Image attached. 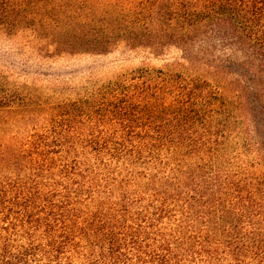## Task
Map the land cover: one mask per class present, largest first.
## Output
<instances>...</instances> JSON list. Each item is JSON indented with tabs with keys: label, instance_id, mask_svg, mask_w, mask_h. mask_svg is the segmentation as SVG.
I'll return each instance as SVG.
<instances>
[{
	"label": "rangeland",
	"instance_id": "1",
	"mask_svg": "<svg viewBox=\"0 0 264 264\" xmlns=\"http://www.w3.org/2000/svg\"><path fill=\"white\" fill-rule=\"evenodd\" d=\"M153 2L7 1L22 10L12 18L26 19L12 30L0 27V189L7 192L6 204L0 205V247L8 242L12 252L0 248V264H115L104 255L96 231L83 235L74 223L64 232H45L30 220L33 213L27 214L26 205L15 202L28 187L31 195L40 192L52 203L69 202L81 221L80 215L96 210L104 197L106 205L120 199L127 204L132 197L136 203L141 197L148 199L149 192L141 194L143 188L133 182L146 171L133 166L137 154L132 151L143 145L140 135L176 128L201 133L211 129L225 136L226 161L233 160L236 152L248 159L257 156L258 147H246L249 141L239 100H233L234 105L226 95L206 96L205 83L198 86L195 79H209L206 64L189 61L181 48L131 45L124 36L100 51L67 46L69 34L85 41L99 34L108 37L110 19L119 10L131 16L137 5ZM161 2L171 5L173 1ZM34 19L42 20L46 28H34ZM209 43L236 75L235 63L244 58L243 52L218 38ZM225 104L230 115L224 112ZM197 113L200 116L193 122ZM250 128L254 144L260 138ZM90 191L97 200L90 199ZM46 201L38 198L33 212ZM55 234L63 236L50 246ZM23 246L31 248L25 255L19 252ZM6 256L8 263L2 261ZM119 264L139 262L130 255ZM215 264L231 263L221 259Z\"/></svg>",
	"mask_w": 264,
	"mask_h": 264
},
{
	"label": "trees",
	"instance_id": "2",
	"mask_svg": "<svg viewBox=\"0 0 264 264\" xmlns=\"http://www.w3.org/2000/svg\"><path fill=\"white\" fill-rule=\"evenodd\" d=\"M7 1L25 0H0V27L12 30L26 18H12L22 10ZM150 1L154 2L134 7L131 16L119 10L110 19L108 37L99 34L85 41L80 35L69 34L67 46L100 51L124 36L131 45L181 48L189 61L206 64L204 72L209 79L195 78L198 86L205 83L206 96L226 95L231 103L239 100L249 141L246 147H258L257 156L248 159L243 152H236L233 160L226 161L225 136L211 129L203 133L184 128L147 133L139 137L143 145L132 151L137 154L133 166L146 169L134 177V185L143 188L141 194L149 192L148 199L141 197L137 202V209L133 210L137 204L134 197L127 204L120 199L108 205L104 197L96 210L80 215L83 220L78 221L76 207H70L69 202L52 203L40 192L31 195L28 187L15 203L26 205L27 214L33 213L30 220L45 232H64L74 223L81 226L83 235L96 231L104 255L115 264L123 258L129 260L130 255L139 264L192 260L215 264L221 259L231 264H264V0ZM161 1L173 2L166 5ZM33 24L34 28H46L42 20L34 19ZM214 38L243 52L244 58L235 63L236 75L231 72L233 66L213 53L209 42ZM223 109L230 115L229 104ZM199 116L197 113L192 121ZM250 126L260 138L254 144ZM41 196L47 203L33 212ZM6 198V189H0V205L6 204ZM90 199H98L93 191ZM59 236L63 235L50 237V246ZM4 244L0 248L12 253L10 244ZM29 249L23 246L19 252L25 255ZM8 258L2 261L8 263Z\"/></svg>",
	"mask_w": 264,
	"mask_h": 264
}]
</instances>
